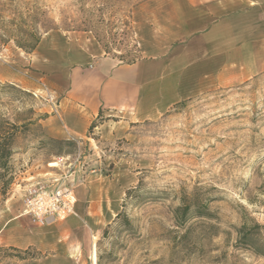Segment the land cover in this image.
<instances>
[{
  "label": "rangeland",
  "instance_id": "rangeland-1",
  "mask_svg": "<svg viewBox=\"0 0 264 264\" xmlns=\"http://www.w3.org/2000/svg\"><path fill=\"white\" fill-rule=\"evenodd\" d=\"M149 1L0 0V131L19 128L11 144L14 180L6 194L0 186V264H52L30 246L44 227L23 215L24 193L44 179L39 172L52 156L80 147L95 171L89 175L114 185L117 206L94 229L80 264H264L238 243L245 215L264 225V72L183 101L156 120L119 127L117 118L102 116L82 146L62 149L44 136L42 122L59 103L54 52L65 50L58 37L132 62L140 51L135 14ZM43 46L47 59L37 54ZM108 120L116 136L106 140L99 128ZM195 198L208 201L212 217L179 225L176 210Z\"/></svg>",
  "mask_w": 264,
  "mask_h": 264
},
{
  "label": "crops",
  "instance_id": "crops-1",
  "mask_svg": "<svg viewBox=\"0 0 264 264\" xmlns=\"http://www.w3.org/2000/svg\"><path fill=\"white\" fill-rule=\"evenodd\" d=\"M134 25L140 51L132 62L58 37L65 50L54 52L59 103L42 122L45 138L62 149L82 146L101 114L117 118L119 127L156 120L183 101L264 72V0H151L136 12ZM41 47L37 54L47 59ZM104 123L102 139L115 138L107 131L111 120ZM49 160L39 172L43 178L54 173L55 157ZM76 180V215L31 237L30 246L52 264L85 261L94 229L109 223L117 207L111 182L79 174Z\"/></svg>",
  "mask_w": 264,
  "mask_h": 264
},
{
  "label": "built area",
  "instance_id": "built-area-1",
  "mask_svg": "<svg viewBox=\"0 0 264 264\" xmlns=\"http://www.w3.org/2000/svg\"><path fill=\"white\" fill-rule=\"evenodd\" d=\"M53 175L32 182L24 193L23 215L41 227L54 225L76 215L78 197L76 175L89 174L88 158L80 147L75 153L57 157L51 164Z\"/></svg>",
  "mask_w": 264,
  "mask_h": 264
},
{
  "label": "trees",
  "instance_id": "trees-1",
  "mask_svg": "<svg viewBox=\"0 0 264 264\" xmlns=\"http://www.w3.org/2000/svg\"><path fill=\"white\" fill-rule=\"evenodd\" d=\"M102 119V114L99 116ZM19 128L15 125H8V129L4 128L0 131V186L3 194H6L8 188L12 185L14 176L13 168L11 167V159L13 151L11 144ZM133 190L127 191L126 198H129ZM208 201L201 203L199 199L192 201H184L183 205L175 212V218L179 225L187 224L194 217L210 219L212 214L209 212ZM123 217L121 214L117 215L116 219ZM243 224L238 230L239 244L248 247L259 256H264V225L256 223L254 219L245 215ZM12 250L19 252V250L12 248ZM1 251V250H0Z\"/></svg>",
  "mask_w": 264,
  "mask_h": 264
},
{
  "label": "bare ground",
  "instance_id": "bare-ground-1",
  "mask_svg": "<svg viewBox=\"0 0 264 264\" xmlns=\"http://www.w3.org/2000/svg\"><path fill=\"white\" fill-rule=\"evenodd\" d=\"M95 254H96V253H95ZM96 255H97V254H96ZM96 255H95V256H96ZM95 258H96V257H95Z\"/></svg>",
  "mask_w": 264,
  "mask_h": 264
}]
</instances>
